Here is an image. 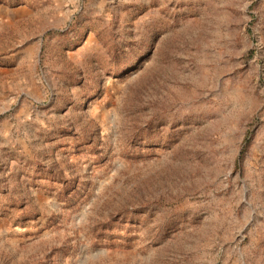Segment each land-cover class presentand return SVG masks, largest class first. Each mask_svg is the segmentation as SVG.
<instances>
[{"label": "rangeland", "instance_id": "obj_1", "mask_svg": "<svg viewBox=\"0 0 264 264\" xmlns=\"http://www.w3.org/2000/svg\"><path fill=\"white\" fill-rule=\"evenodd\" d=\"M0 264H264V0H0Z\"/></svg>", "mask_w": 264, "mask_h": 264}]
</instances>
